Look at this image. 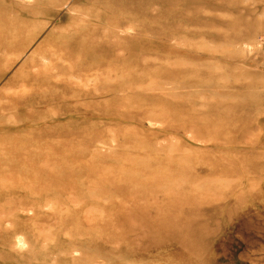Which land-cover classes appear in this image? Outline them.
Listing matches in <instances>:
<instances>
[{
    "label": "rangeland",
    "instance_id": "1",
    "mask_svg": "<svg viewBox=\"0 0 264 264\" xmlns=\"http://www.w3.org/2000/svg\"><path fill=\"white\" fill-rule=\"evenodd\" d=\"M96 4L0 0V93L39 61L0 121V264H264V0L100 8L46 72Z\"/></svg>",
    "mask_w": 264,
    "mask_h": 264
},
{
    "label": "bare ground",
    "instance_id": "2",
    "mask_svg": "<svg viewBox=\"0 0 264 264\" xmlns=\"http://www.w3.org/2000/svg\"><path fill=\"white\" fill-rule=\"evenodd\" d=\"M29 2V0H26ZM33 1V0H32ZM130 0H117V1H112V0H104V2L102 3V5H100V0H98V4L95 5L94 8H91L89 9L88 7L86 8H83L84 11H79L80 13L77 15V20L75 19L74 21V24L77 25L79 24V28L77 29H74V33H62L56 37H54L53 39H51L50 41H45L46 44H44V46H42V49L40 50V52L37 54L36 57H38V60L39 58L40 59H45V60H48L49 62H52V64H50V66L47 65L46 67V72H51L52 69H55L56 71L58 70H61L62 67H61V58H64L65 56L67 57H72L74 56L73 54H76L75 53V49L76 48H84L86 45L85 44H88L89 43V40H90V36H91V29H90V26H89V21H95L96 23H98L100 25V8L101 9H107V13H113V11H118L119 8L122 7V5L126 4L127 2H129ZM25 2V1H23ZM31 2V1H30ZM56 3V2H54ZM53 3V5H54ZM51 4V2H50ZM47 6V5H46ZM43 6H39V8L41 9ZM51 7V6H50ZM38 8V7H37ZM44 9V8H43ZM42 9V10H43ZM74 9V8H73ZM77 9V8H76ZM80 9V8H79ZM72 11V10H71ZM74 12L78 11V10H73ZM75 14V13H74ZM73 15V14H72ZM71 15V17H72ZM75 18V17H74ZM80 19V20H79ZM72 21V22H73ZM13 22V20H12ZM7 26V23H5L3 20L0 21V28H4ZM46 26V25H45ZM11 27V26H10ZM37 28V27H36ZM55 30V29H54ZM60 30V29H59ZM104 32V31H103ZM131 32V31H130ZM71 42H74L75 45L74 47L72 46H68L69 43ZM115 42V41H113ZM4 47V46H3ZM37 47V46H36ZM64 48V52L63 54L60 53V54H56V52L58 51L57 49L58 48ZM61 49V48H60ZM57 50V51H56ZM63 51V50H62ZM3 52V51H2ZM6 52V51H4ZM65 53V54H64ZM1 54V53H0ZM26 54V53H25ZM54 54H56V57H54ZM6 55V53H5ZM11 58V57H10ZM77 58V57H76ZM19 59V58H18ZM36 59V58H35ZM81 59V58H79ZM34 60V59H33ZM37 60V59H36ZM39 61H33L32 63H29L27 64V68H23V71L17 75V77L15 79H13V81H11V83L7 86L6 90H4V92H2V94L0 93V121H2V118H6L9 117L10 115L12 117H14L16 114L19 115L21 112H20V103L23 101L22 99V96L24 95H18V94H15L14 93V90L20 88L21 86L23 85H29L31 83H33V80L37 82H39V77H35V75L33 76V71H34V68H37V66L39 65L38 64ZM47 64V63H46ZM49 64V63H48ZM56 66V67H55ZM43 67V66H42ZM61 67V69H59ZM41 67H38V72L40 71ZM64 69V68H63ZM44 70L40 71V72H43ZM37 72V73H38ZM39 72V73H40ZM54 72V71H53ZM19 73V72H17ZM36 73V72H35ZM38 73V74H39ZM59 73H62V72H59ZM63 74V73H62ZM41 75V74H40ZM43 75V73H42ZM43 78V77H42ZM46 77H44L45 79ZM36 79V80H35ZM43 80V79H42ZM40 84H42V81L40 80ZM35 83V82H34ZM46 84V83H45ZM44 84V85H45ZM40 86V85H39ZM42 86V85H41ZM40 86V87H41ZM35 89H38V88H34ZM19 91V90H18ZM41 91V89H40ZM27 92V91H25ZM27 94V93H25ZM36 95V93H35ZM34 94L32 96H35ZM31 97V95H30ZM35 98V97H34ZM40 98V97H38ZM27 99V98H26ZM24 99V100H26ZM43 99H45V97H43ZM34 100V99H33ZM38 100V99H37ZM42 100V99H41ZM30 102V100H27ZM43 101V100H42ZM6 102V104H5ZM11 104H9V103ZM46 102V101H45ZM42 103V102H40ZM9 106H8V105ZM24 104H27L24 103ZM23 104V105H24ZM22 105V106H23ZM34 105V104H33ZM39 105V104H38ZM44 105V104H43ZM35 106V105H34ZM41 106V105H40ZM27 108V107H26ZM29 108V107H28ZM33 109V108H32ZM28 111V110H27ZM23 112V111H22ZM23 114V113H22ZM57 117V115H56ZM8 121H9V118H8ZM15 121V120H14ZM9 123V122H8ZM19 123H21L19 121ZM25 123V122H24ZM41 132V131H40ZM17 145V144H16ZM66 149V148H65ZM25 151V150H24ZM23 151V153H24ZM26 152V151H25ZM4 154V153H3ZM1 158V157H0ZM1 164V162H0ZM47 164V163H46ZM3 166V164L1 165V167ZM1 169V168H0ZM6 169V168H5ZM90 170V169H89Z\"/></svg>",
    "mask_w": 264,
    "mask_h": 264
}]
</instances>
